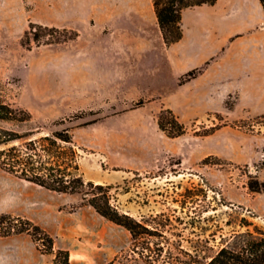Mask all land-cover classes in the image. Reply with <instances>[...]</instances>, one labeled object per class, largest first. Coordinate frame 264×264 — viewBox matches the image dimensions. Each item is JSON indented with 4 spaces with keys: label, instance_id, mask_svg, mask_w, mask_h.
<instances>
[{
    "label": "rangeland",
    "instance_id": "rangeland-1",
    "mask_svg": "<svg viewBox=\"0 0 264 264\" xmlns=\"http://www.w3.org/2000/svg\"><path fill=\"white\" fill-rule=\"evenodd\" d=\"M74 4L73 0H0V103L32 115L22 123L0 120V126L34 133V138L69 129L80 149L85 180L111 186L112 203L119 211L155 234H144L136 244L125 227L103 217L83 202L82 195L60 194L22 181L34 195H48L51 231L43 229L53 236L55 250L69 251L71 264H207L221 248L238 249L264 234V215H255L248 206L257 193L249 183L256 177L264 181V115H247L235 122L216 116L209 122L185 124L184 141L192 148L185 151V160L180 155L147 160L105 155L104 129L93 126L118 114L117 109L80 105L78 91L74 99L71 70L58 68V58L72 51L71 43L79 37L69 39L72 32L79 33L69 16ZM31 23L38 27L32 30ZM31 31L41 35L39 42ZM227 102L232 108L233 100ZM223 127L225 137L241 145L235 159L204 157L200 148L205 137ZM228 150L233 151L231 144ZM6 179L14 176L0 170V183ZM17 229L12 228L11 235L21 234ZM35 243L46 255L41 259L53 264L55 255L44 252V242Z\"/></svg>",
    "mask_w": 264,
    "mask_h": 264
},
{
    "label": "crops",
    "instance_id": "crops-1",
    "mask_svg": "<svg viewBox=\"0 0 264 264\" xmlns=\"http://www.w3.org/2000/svg\"><path fill=\"white\" fill-rule=\"evenodd\" d=\"M153 1L73 0L69 16L80 35L71 43L73 50L58 58V68L71 70L80 105L117 109L93 126L104 129L105 155L185 160L192 148L185 135L170 138L161 130L162 108L184 124L264 115V6L261 0H217L188 8L182 14V39L167 45ZM199 68L204 69L198 76L181 82ZM138 102L140 107L130 109ZM225 128L205 137L204 157L235 159L241 145L225 137ZM13 176L0 183V218L22 217L51 231L48 195H34L22 185L25 180ZM248 206L264 215V193L252 195ZM41 256L46 255L29 234L0 238V264H46Z\"/></svg>",
    "mask_w": 264,
    "mask_h": 264
},
{
    "label": "trees",
    "instance_id": "trees-1",
    "mask_svg": "<svg viewBox=\"0 0 264 264\" xmlns=\"http://www.w3.org/2000/svg\"><path fill=\"white\" fill-rule=\"evenodd\" d=\"M153 2L165 43L171 45L183 37L184 10L206 4L214 5L217 0H154ZM261 2L264 6V0ZM30 27L33 30L38 26L31 23ZM31 33L34 34V40L38 42L41 40L40 34L34 31ZM78 36L79 33L74 31L69 39L74 40ZM203 69L190 71L181 82L195 78ZM31 119L30 112L16 109L5 102L0 103V120L22 123ZM158 123L161 130L170 138L180 137L187 132L186 125L180 122L175 113L168 108L161 109ZM209 134L210 132L201 135ZM34 135V133L21 134L0 126V170L60 194L82 195L83 202L93 206L103 217L125 227L136 244H139L144 234H155V231L148 229L143 222L119 211L112 203L111 186L85 180L80 168V149L69 129L55 131L51 135L39 138H34ZM249 188L252 192L264 193V181L256 177L249 183ZM7 223L9 226L4 232H0V237L10 236L12 228L18 226L17 233L27 232L35 242H44L46 246L44 252L55 255L53 264H71L70 252L63 249L55 250L53 236L40 225L29 219L4 214L0 218V230ZM160 236L165 238L164 234ZM207 264H264V234L249 239L238 249L221 248Z\"/></svg>",
    "mask_w": 264,
    "mask_h": 264
}]
</instances>
